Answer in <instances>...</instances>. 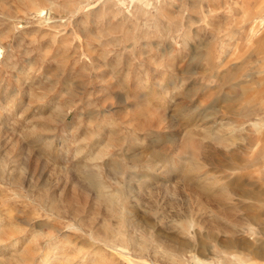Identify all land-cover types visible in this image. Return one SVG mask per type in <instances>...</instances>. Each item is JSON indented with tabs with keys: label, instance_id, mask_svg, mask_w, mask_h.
Here are the masks:
<instances>
[{
	"label": "rangeland",
	"instance_id": "374dc122",
	"mask_svg": "<svg viewBox=\"0 0 264 264\" xmlns=\"http://www.w3.org/2000/svg\"><path fill=\"white\" fill-rule=\"evenodd\" d=\"M104 226L136 264H264V0H0V264Z\"/></svg>",
	"mask_w": 264,
	"mask_h": 264
},
{
	"label": "bare ground",
	"instance_id": "6f19581e",
	"mask_svg": "<svg viewBox=\"0 0 264 264\" xmlns=\"http://www.w3.org/2000/svg\"><path fill=\"white\" fill-rule=\"evenodd\" d=\"M114 169L117 170L115 166H114ZM83 182L84 183H82L81 186L84 189H87L88 191H92L95 194V198L97 199V201H99L100 204L104 205L106 209L109 210V209L115 208L119 205V203H122L120 200V195L114 192L113 190H110L105 185L104 181L97 174H93L90 172L86 173L83 176ZM51 196H52V199L48 203L49 208L47 209V211L51 212L52 215L55 214L54 217H58L62 219H71L73 221H79L81 219V213H83L82 207L84 205H82L81 203H80L81 205L76 204L75 195H72L70 197H65L59 200H56L54 198L55 197L54 194H52ZM77 202H81L80 199ZM93 211L96 214H98V211L96 209L93 208ZM135 225H136V228L142 227L141 221L135 222ZM190 226H192L191 222H190ZM78 227L79 226H77L76 224L71 225V228L73 229H79L80 227L79 228ZM103 229L104 230H101L103 231V233H99L98 230H90L89 232L90 241L88 245L86 247L85 246L82 247L79 245V247L77 248L78 245L75 244L73 246L75 249V252H73V254H68V256H71V257L73 256L72 259L68 257L67 255H64L68 257L67 260L65 261L66 263L64 264H67V263L68 264L69 263L71 264H89V263L98 264V258L96 256L91 257L90 255L91 251H94L95 253H97L99 257H102L103 253H105L106 251H109V255L112 258H114L116 255L126 257V258L128 257L127 259H128L129 264H136L135 261L131 260L132 257L130 253L131 251H136V249H141L143 246H146V239L144 238V236L142 234H139V236L135 235L133 236V238H131L132 240H130L128 233H122V231L117 233V232H113L110 230L108 232V228H106V226H104ZM22 230L23 229L20 228V231ZM85 233L87 232L85 231ZM16 242L12 244L13 247ZM60 247L61 246L59 244V241H56L53 244L49 245V247L46 250V253L43 256H41L37 264L49 263L51 259L53 258V255L59 251ZM86 248H88V251L85 252L84 250ZM29 250L31 249H24L22 253L20 254V257L22 259H25L26 258L25 255L28 256Z\"/></svg>",
	"mask_w": 264,
	"mask_h": 264
},
{
	"label": "crops",
	"instance_id": "0c3cea01",
	"mask_svg": "<svg viewBox=\"0 0 264 264\" xmlns=\"http://www.w3.org/2000/svg\"><path fill=\"white\" fill-rule=\"evenodd\" d=\"M258 22H259V24H260V23H263V20L261 19V21H256V24H257ZM254 27H255V28H256V30H257V25H253V27H252V28H254ZM252 28H251V30H252Z\"/></svg>",
	"mask_w": 264,
	"mask_h": 264
}]
</instances>
